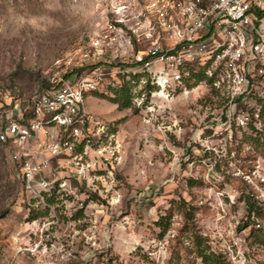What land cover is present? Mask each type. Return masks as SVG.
I'll use <instances>...</instances> for the list:
<instances>
[{
    "label": "rangeland",
    "instance_id": "rangeland-1",
    "mask_svg": "<svg viewBox=\"0 0 264 264\" xmlns=\"http://www.w3.org/2000/svg\"><path fill=\"white\" fill-rule=\"evenodd\" d=\"M108 3L0 0V128L15 103L89 70L64 62H79L78 50L106 23ZM120 90L104 84L86 99L121 142L120 162L108 167L112 176L96 178V192L75 183L74 196L26 193L12 159L19 144L0 142V264H96L99 254L119 264H203L186 209L196 234L228 264H264V246L250 243L258 225L243 202L249 196L264 207V133L219 122L226 107L214 91L165 106L156 97L160 107L146 115L131 88L130 105L120 109ZM253 101L264 119V99ZM254 221L264 227V219Z\"/></svg>",
    "mask_w": 264,
    "mask_h": 264
},
{
    "label": "built area",
    "instance_id": "built-area-1",
    "mask_svg": "<svg viewBox=\"0 0 264 264\" xmlns=\"http://www.w3.org/2000/svg\"><path fill=\"white\" fill-rule=\"evenodd\" d=\"M78 52L79 62L67 57L64 66L89 70L15 103L0 131L1 141L19 144L12 159L21 188L38 199L74 196L75 183L96 192V178L113 175L118 132L85 106L104 84L124 80L146 115L160 107L156 97L165 106L214 91L226 107L219 122L240 130L264 125L253 101L264 99V0H109L105 25Z\"/></svg>",
    "mask_w": 264,
    "mask_h": 264
},
{
    "label": "trees",
    "instance_id": "trees-1",
    "mask_svg": "<svg viewBox=\"0 0 264 264\" xmlns=\"http://www.w3.org/2000/svg\"><path fill=\"white\" fill-rule=\"evenodd\" d=\"M77 71H80V70H77ZM117 87L121 88L120 94L124 95V101L121 104H119V108L120 109L126 108V107H128V105H130V102H131L129 100V96H130L129 91H130L131 86L128 83H126L124 80H122L120 85ZM116 98H115V101L120 100V98L118 96ZM257 100H263V99L259 98ZM261 115H262V113H261ZM220 116L222 117L223 120L226 118L225 110H222L220 112ZM2 128H3V126L1 125L0 131L2 130ZM248 129H252V130L256 131V133H260V134L264 133L263 126L259 129V128H255L253 125H250ZM0 142L6 146H8V145L11 146V142L9 140H6V141L0 140ZM20 184H21V181H20ZM243 202L245 205L246 216L248 217V219H251L253 221L252 223L254 225H258L257 227H255V226L251 227V230L249 232L251 234L250 235V237H251L250 243L255 244V245L264 246V227L259 222L254 221V219H257L258 221L261 222V220L264 219V207L261 206L253 198H250L249 196H243ZM82 211H83L82 208L77 210V212L79 214H82ZM185 215H186V222H187L185 225L186 229L191 232V235L193 237V240H192L193 246H194V249L196 251L195 257L200 258L201 262L203 264H228V262L225 260V258L223 257L222 254L216 253V252L210 250V246L204 241V238L202 236L196 234V232L194 230V225H193V212H192V210L186 209ZM163 231H165V228L162 230V233H163ZM101 256H102V254L98 255V259L96 260V264H101V262L103 264H119L117 262V258L115 256L114 257L110 256V257L104 258L103 260H101V258H100Z\"/></svg>",
    "mask_w": 264,
    "mask_h": 264
},
{
    "label": "crops",
    "instance_id": "crops-1",
    "mask_svg": "<svg viewBox=\"0 0 264 264\" xmlns=\"http://www.w3.org/2000/svg\"><path fill=\"white\" fill-rule=\"evenodd\" d=\"M89 96H90V95H87L86 98H85V106H86V108H87L90 112H92V110L89 108L90 105L88 106V105L86 104V99H87V100H91V99L88 98ZM90 103H91V102H90ZM92 113H93V112H92Z\"/></svg>",
    "mask_w": 264,
    "mask_h": 264
}]
</instances>
